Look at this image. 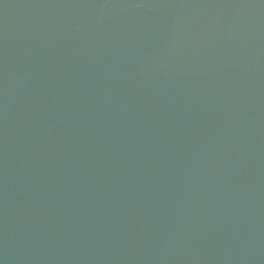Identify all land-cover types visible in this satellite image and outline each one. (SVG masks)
Instances as JSON below:
<instances>
[{"label": "water", "instance_id": "95a60500", "mask_svg": "<svg viewBox=\"0 0 264 264\" xmlns=\"http://www.w3.org/2000/svg\"><path fill=\"white\" fill-rule=\"evenodd\" d=\"M0 264H264V0H0Z\"/></svg>", "mask_w": 264, "mask_h": 264}]
</instances>
